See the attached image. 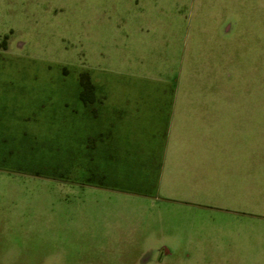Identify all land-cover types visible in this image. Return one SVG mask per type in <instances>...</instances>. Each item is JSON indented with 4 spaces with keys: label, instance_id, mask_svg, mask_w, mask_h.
<instances>
[{
    "label": "rangeland",
    "instance_id": "1",
    "mask_svg": "<svg viewBox=\"0 0 264 264\" xmlns=\"http://www.w3.org/2000/svg\"><path fill=\"white\" fill-rule=\"evenodd\" d=\"M205 61L218 90L246 92L247 106L264 110V0H0V167L23 173L10 178L17 208L0 222V264H140V255L225 264L171 243L105 239L96 217L67 216L64 187L29 175L52 176V160L63 163L66 114L81 107L82 81L105 92L168 90L171 63L202 73ZM246 200L242 213L168 210L161 221L214 229L241 220L261 246L233 264H264V186Z\"/></svg>",
    "mask_w": 264,
    "mask_h": 264
},
{
    "label": "crops",
    "instance_id": "2",
    "mask_svg": "<svg viewBox=\"0 0 264 264\" xmlns=\"http://www.w3.org/2000/svg\"><path fill=\"white\" fill-rule=\"evenodd\" d=\"M194 64L171 63L161 80L168 90L105 92L94 85L66 114L63 163L52 160V176L29 175L64 187L67 216L96 217L105 239L171 243L209 262L239 263L248 247L261 246L241 220L214 229L211 221H161L168 210L245 212L249 189L264 186V110L250 109L246 92L218 90L209 61L202 73ZM18 174L0 167V222L17 208L8 197ZM137 261L163 264L158 255Z\"/></svg>",
    "mask_w": 264,
    "mask_h": 264
},
{
    "label": "trees",
    "instance_id": "3",
    "mask_svg": "<svg viewBox=\"0 0 264 264\" xmlns=\"http://www.w3.org/2000/svg\"><path fill=\"white\" fill-rule=\"evenodd\" d=\"M82 84H83V91L81 92V97L85 96L87 93H91L93 92V87L92 85L88 82V81H82ZM85 94V95H84Z\"/></svg>",
    "mask_w": 264,
    "mask_h": 264
}]
</instances>
